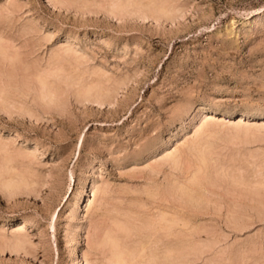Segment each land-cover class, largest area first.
<instances>
[{
    "label": "rangeland",
    "instance_id": "rangeland-1",
    "mask_svg": "<svg viewBox=\"0 0 264 264\" xmlns=\"http://www.w3.org/2000/svg\"><path fill=\"white\" fill-rule=\"evenodd\" d=\"M118 1L0 0V173L9 156L5 178L36 181L0 180V241H30L0 264H112L108 234L130 264H264V0Z\"/></svg>",
    "mask_w": 264,
    "mask_h": 264
},
{
    "label": "bare ground",
    "instance_id": "bare-ground-1",
    "mask_svg": "<svg viewBox=\"0 0 264 264\" xmlns=\"http://www.w3.org/2000/svg\"><path fill=\"white\" fill-rule=\"evenodd\" d=\"M49 3H53L52 1L53 0H47ZM85 1H87V0H84V2ZM88 1H90L91 2V0H88ZM110 1V0H109ZM114 1H117V0H114ZM126 1V0H125ZM133 1H135V5H138V4H136V0H132V3H133ZM139 1V0H138ZM142 1V0H141ZM157 1V0H156ZM164 1V3H165V0H163ZM63 2V1H62ZM78 2V1H77ZM82 2H83V0H82ZM81 2V3H82ZM128 2V1H127ZM152 2H153V0H152ZM161 2H162V0H161ZM166 2H168L167 0H166ZM86 4H87V2H85ZM104 3H105V1H104ZM151 3V2H150ZM171 3V2H170ZM83 4V3H82ZM85 4V5H86ZM89 4V3H88ZM92 4V3H91ZM90 4V5H91ZM102 4V3H101ZM107 4V3H106ZM129 4H131V3H126V2H123V1H118V2H114L113 3V6L115 7V8H121V7H123L124 9H126L125 7L126 6H128ZM143 4V3H142ZM153 4V3H152ZM156 4V3H155ZM163 4V3H162ZM110 5V4H109ZM108 5V6H109ZM161 5V4H160ZM165 5H166V3H165ZM168 5V4H167ZM170 5V4H169ZM106 6V5H105ZM112 6V7H113ZM139 6V5H138ZM158 6H159V4H158ZM157 6V7H158ZM164 6V5H163ZM130 7V6H129ZM140 8H138V11H140L139 9H141V6H139ZM166 7V6H165ZM168 7V6H167ZM131 8H132V6H131ZM134 8H136L135 6H134ZM160 8H162V7H160ZM175 8V7H174ZM111 9V8H110ZM113 10H117V9H114L113 8ZM164 11V7L161 9V11ZM172 10H174V9H172ZM119 11V10H118ZM153 11V10H152ZM144 12V11H143ZM143 12H141L142 14H143ZM147 13V12H146ZM170 15V14H169ZM1 41V40H0ZM2 42V41H1ZM0 42V43H1ZM3 46V45H2ZM61 51V50H60ZM5 52V51H4ZM17 53V52H16ZM58 53V52H57ZM18 54V53H17ZM59 54H61V53H58V57H59ZM77 54V53H76ZM55 55V54H54ZM57 56V55H56ZM56 56H54V57H56ZM66 56H68L67 54H66ZM76 56V55H75ZM72 58V57H71ZM74 60V59H73ZM58 61V63H60V60H57ZM54 64V63H53ZM55 67H57V65L56 66H54L53 67V69L55 68ZM58 68H59V70H60V66L58 65ZM58 68H56L57 70H58ZM55 69V70H56ZM54 70V71H55ZM56 70V71H57ZM53 70H49V71H47V73H49V72H52ZM61 71V70H60ZM43 72V71H42ZM45 72V71H44ZM97 73V72H96ZM39 74V73H38ZM41 74V73H40ZM39 74V75H40ZM51 74V73H50ZM53 74V73H52ZM78 74V73H77ZM43 75V74H42ZM47 75H49V74H47ZM50 76V75H49ZM45 78H46V74H45V76H44ZM74 77V76H73ZM73 77H72V80H73ZM59 78V77H58ZM98 78V77H97ZM38 79H39V77H38ZM47 79V78H46ZM62 79V78H61ZM79 80V79H78ZM78 80H76L77 81V83H78ZM100 80V79H99ZM40 84L43 86V88H42V90L43 89H46V90H43L42 91V93L44 94V96H45V94L46 95H54V91H52V90H50L49 88H48V86H47V82H46V80L43 78V77H40ZM101 81V80H100ZM64 82V81H63ZM94 83H96V82H94ZM102 84V83H101ZM98 85V84H97ZM94 86V85H93ZM83 87V86H82ZM81 87V88H82ZM88 87V86H87ZM50 88H52V87H50ZM85 88H86V86H85ZM89 88H91V86H89ZM4 89V88H3ZM84 88H82V90H83ZM94 89V88H93ZM100 89V88H99ZM5 90V89H4ZM80 90V89H79ZM91 90H92V88H91ZM3 91V90H2ZM46 91V92H45ZM84 91V90H83ZM86 92H87V94L89 95L90 93H88V92H90V89H87V90H85ZM80 92V91H79ZM109 92V91H108ZM3 94L4 95H6L5 94V92H3ZM3 94H1V97H3ZM10 94V93H9ZM7 95H8V91H7ZM109 95V94H108ZM86 96V95H85ZM9 97V96H8ZM45 97H47V96H45ZM6 98V97H5ZM50 98V97H49ZM47 99H48V97H47ZM46 99V100H47ZM5 100V99H4ZM3 100V101H4ZM6 100H7V98H6ZM44 100H45V98H44ZM49 100V99H48ZM50 100H52V99H50ZM49 100V101H50ZM60 101V100H59ZM53 102V101H52ZM51 102V103H52ZM3 103V102H2ZM203 114H205V116L207 117L208 116V113H206V112H204ZM204 118L202 117L201 118V120L202 121H204L203 120ZM202 121H201V123H202ZM200 122H199V124H201ZM206 124H208V123H206ZM235 124V123H234ZM233 124V125H234ZM239 124V123H238ZM236 125H237V123H236ZM228 126V125H227ZM248 127V126H247ZM249 127H251V126H249ZM249 127L248 128H246V127H244L245 128V130H247L248 129V131H249ZM214 130H216L215 129V127H214ZM213 131V129L210 127V124H208V125H200L196 130H195V132H194V134H195V137H193V140H192V142L194 143L193 144V146H191L190 144V146H191V151H192V149H193V151L194 150H198V152L199 153H196V154H198V157H199V160H200V162H202V163H206L207 162V164H208V161H209V159L207 158L208 156H207V153H206V150L209 148V145H208V143L207 142H204L203 140H204V138H203V140L202 139H200L202 136L201 135H205V133H211ZM247 131V132H248ZM251 131H253V130H251ZM214 132V131H213ZM246 132V133H247ZM248 134V133H247ZM227 135V134H226ZM201 136V137H200ZM244 136V135H243ZM205 137V136H204ZM239 137V136H238ZM248 137V136H247ZM233 138H235V137H233ZM237 139H239V138H237ZM246 139V138H245ZM205 140H206V137H205ZM209 142H211V141H209ZM3 143V142H2ZM188 143V142H187ZM189 143H190V140H189ZM212 143V142H211ZM183 144H185V145H187L186 143H183ZM208 145V146H207ZM1 146V145H0ZM188 146V145H187ZM179 147V146H178ZM177 147V149H176V151L174 152H171L169 155H168V157L167 158H169V161L171 160V162L173 161V162H175V163H177V166H178V163H180V154H182L181 152H182V148H181V150L179 149ZM181 147V146H180ZM5 149H7V148H5ZM4 149V150H5ZM13 149V148H12ZM9 150V149H8ZM209 150V149H208ZM207 150V151H208ZM211 150V149H210ZM209 150V151H210ZM3 151V150H2ZM178 151H180V153L178 152ZM186 151V150H185ZM194 152H196V151H194ZM169 153V152H168ZM185 153H187V152H185ZM193 153V152H192ZM210 153V152H209ZM8 154V153H7ZM23 154V153H22ZM214 154L215 153H213V156H214ZM184 155V154H183ZM182 155V156H183ZM190 155V154H189ZM193 156L195 155V154H192ZM200 155V156H199ZM217 155V154H216ZM215 155V156H216ZM20 156H22V155H20ZM181 156V157H182ZM191 156V155H190ZM197 156V155H196ZM5 157H6V155H5ZM167 158H165V159H167ZM214 158V157H213ZM14 158H10L9 156L6 158V160L4 159V161H5V163H2L1 165V168H2V170H3V168H4V170L3 171H1V173H0V180L2 179H5V181L3 182L4 184H5V186L6 187H9V189L8 188H6V189H8V190H10V188H12V187H16V186H18V185H20V184H22V183H24V185H26V188L28 187V188H34L35 187V184H36V181L35 182H33V180L31 181V180H29L30 178H27L26 176H22V174H21V176L19 175H17V176H10L9 178H5L6 177V174L7 173H10L12 170H13V166L10 164L11 162H14V160H13ZM180 159V160H179ZM198 159V158H197ZM211 159H212V156H211ZM1 160H3V159H1ZM13 160V161H12ZM199 160H198V163H199ZM186 161V160H185ZM217 161V160H216ZM166 162H167V160H166ZM170 162V163H171ZM172 162V163H173ZM188 161H186V163H187ZM22 163V162H21ZM170 164V165H174V164ZM195 163V162H194ZM201 164V163H200ZM207 164H205V165H207ZM180 165H181V163H180ZM195 166H197V164H195ZM200 166V165H199ZM219 166H220V164H219ZM198 167V166H197ZM196 167V168H197ZM207 167H208V165H207ZM216 167H217V164H216ZM225 167V166H224ZM229 167V166H228ZM227 167V168H228ZM26 168V167H25ZM190 168H192V167H190ZM189 168V169H190ZM195 168V169H196ZM202 168H205L204 167V164H203V167ZM220 168H222V167H220ZM194 169V168H193ZM197 169H199V168H197ZM19 170V169H18ZM200 171L198 172V173H201L202 171H201V169H199ZM203 170V169H202ZM221 170V169H220ZM227 170V169H226ZM229 170V169H228ZM189 171V170H188ZM198 170H196V172H197ZM204 171V170H203ZM219 171V170H218ZM223 171V170H222ZM191 172V171H190ZM195 171H192L191 172V175H192V173H194ZM195 172V174H196V176L198 175V173H196ZM216 172V171H215ZM231 172V171H230ZM230 172H228V174L230 173ZM31 174V173H30ZM194 174V175H195ZM227 174V173H226ZM240 174V173H239ZM27 175V174H26ZM194 175H192L191 176V180H192V182H194L193 184H195V180H196V183H199V181H201L199 178V181L197 180V179H194V178H192ZM199 175H201V174H199ZM231 175H235V173L234 174H232L231 173ZM220 176V175H219ZM229 176V175H228ZM237 176H239V175H237ZM230 177V176H229ZM233 177V176H232ZM241 177H243V176H241ZM197 178V177H196ZM208 178V177H207ZM212 178V177H211ZM245 178V177H244ZM247 179H248V176L246 177ZM245 178V180H247ZM194 179V180H193ZM231 179V178H230ZM239 179V178H238ZM191 180H190V182H191ZM235 181H237L236 180V178L234 179ZM234 180H233V182H234ZM198 181V182H197ZM210 181V180H209ZM227 181V180H226ZM232 181V180H231ZM242 182V180H239L238 182ZM244 181V180H243ZM212 182V181H211ZM2 183V182H1ZM217 183V182H216ZM214 184V183H213ZM212 184V185H213ZM241 184V183H240ZM184 185H186L185 183L183 184V186H182V189H183V191H185L186 192V195H191L190 193H192L193 195H194V191H193V189L191 188V189H187V190H192V191H190V193H187V191L184 189V188H186ZM215 185V184H214ZM186 186H188V184L186 185ZM244 186V185H243ZM246 186V185H245ZM249 186H251V185H248V188H249ZM21 187V186H20ZM14 188H12V189H14ZM17 188V187H16ZM36 188V187H35ZM244 189H245V187H243ZM253 188H254V186H253ZM164 190V189H163ZM162 190V191H163ZM237 190V189H236ZM250 190H252V189H250ZM254 190V189H253ZM255 190L257 191L258 189L257 188H255ZM259 190H260V188H259ZM258 190V191H259ZM36 191V190H35ZM169 191V190H168ZM182 191V192H183ZM212 191V190H211ZM232 191V190H231ZM260 192V191H259ZM184 193V192H183ZM258 193V192H257ZM95 194H96V192L94 191L93 192V197L95 196ZM186 195L184 196V197H186ZM188 195V197H190ZM204 196V195H203ZM250 196V195H249ZM258 196V195H257ZM188 197H186V198H188ZM193 197V196H192ZM192 197H190V201L192 200L191 198ZM200 197V196H199ZM252 197V196H251ZM194 199V201H196L197 200V198L198 197H193ZM254 198V197H253ZM198 199H200V198H198ZM204 199V198H203ZM188 200V199H187ZM192 200V201H193ZM198 201V200H197ZM200 201V200H199ZM94 202H95V200H93V198H89L88 199V201H87V206L89 207V209L92 207V206H94L93 204H94ZM184 202V201H183ZM237 202V201H236ZM195 203V202H194ZM203 203V202H202ZM222 207V206H221ZM234 210V209H233ZM231 211V210H230ZM167 212V211H166ZM165 212V213H166ZM169 212V211H168ZM170 212H172V211H170ZM169 214V213H168ZM166 215V214H163V216L162 217H160L161 216V214H160V216H159V218H157V220L159 219V221H157L156 220V224H158V223H162V222H164V223H166V225H161V226H163V228L162 229H164L165 228V231L167 230V233H169L171 236H172V234H174L173 232V230H175V228H174V226L175 225H177V221L179 222L181 219H177V218H175V216H177L178 217V215H176V214H173V216L174 217H171L172 216V214L170 213V215ZM130 215V214H129ZM167 216H169V217H167ZM231 216V215H230ZM236 216V215H235ZM132 217V216H131ZM130 218V217H129ZM149 219V218H148ZM230 219H232V218H230ZM230 219H229V221H230ZM116 220H117V218H116ZM115 220V221H116ZM127 220V219H126ZM118 221H120V219L118 220ZM146 221V220H145ZM184 221V220H183ZM30 220L28 219V220H25V223H27V224H30ZM122 222V221H121ZM142 222V221H141ZM32 223V222H31ZM123 223V222H122ZM187 223V222H186ZM231 223V222H230ZM123 224H125V223H123ZM155 224V225H156ZM26 225V224H25ZM127 225V224H126ZM137 225V224H136ZM147 225H148V223H147ZM146 225V226H147ZM114 226V225H113ZM124 226V225H123ZM188 226V225H187ZM116 227V226H115ZM152 227H153V225H152ZM176 227V226H175ZM126 228V227H125ZM129 228V227H128ZM144 228H145V225H144ZM143 228V229H144ZM245 228V227H244ZM142 229V228H141ZM140 230V229H139ZM113 231V230H112ZM122 231H124L123 229H122ZM141 231V230H140ZM176 231V230H175ZM115 232V231H114ZM156 232V231H155ZM76 233H78V230H76L75 231V234ZM154 233V232H153ZM127 234V233H126ZM146 234V233H145ZM168 234V235H169ZM175 235V234H174ZM116 236H118V235H116ZM4 237V236H3ZM13 237V238H12ZM10 239L11 240H9V241H3L4 243H6V244H11V245H13L14 247H17L18 249H25L26 247H28L29 245H30V241L28 240V238H27V235L25 234V233H21V232H18V233H15L14 234V236H12ZM108 240L109 241H111L112 242V244H113V246H114V248H113V250H112V255H111V258H112V264H130V262L132 261V259H133V256H132V253H130V254H128V253H126V251H124L123 250V248L119 245V242H118V240L112 235V234H108ZM118 238V237H117ZM121 238V236L119 237V239ZM125 239V238H124ZM105 240V239H104ZM139 241H141V240H139ZM155 241H156V239H155ZM162 241V240H161ZM2 241H0V243H3ZM136 243H137V241H136ZM139 243V242H138ZM122 244V243H121ZM101 245H102V243H101ZM132 245V244H131ZM152 245V244H151ZM150 245V246H151ZM82 246H83V242H82V239L80 238L79 240H78V242L76 241V243L73 245V246H71L70 248H69V250H68V252H67V254H66V256H65V259H67V260H70V261H75V260H77L78 258H80L79 256H80V252H81V248H82ZM98 246H99V244H98ZM112 246V247H113ZM147 246V245H146ZM170 246V245H169ZM175 246V245H174ZM104 247H106V246H104ZM103 247V248H104ZM150 248V247H149ZM154 248V247H153ZM168 248V247H167ZM175 248V247H174ZM146 248H145V246H143L142 245V247H141V251H143V250H145ZM136 250V249H135ZM157 250V249H156ZM177 250V249H176ZM167 251V250H166ZM132 252H135V251H132ZM140 252V251H139ZM139 252H138V254H139ZM144 252V251H143ZM158 252V251H157ZM163 252H165V251H163ZM173 252H174V249L173 248H169V250H168V253H169V256H168V258H169V262H171V261H173L174 262V260H172V258H173ZM153 253V252H152ZM162 253V252H161ZM134 254V253H133ZM141 254V253H140ZM164 254V253H163ZM159 255V254H158ZM166 255H168L167 253H166ZM135 257V256H134ZM152 257V256H151ZM156 257H157V255H156ZM109 258V257H108ZM165 258V257H164ZM171 258V259H170ZM156 259V258H155ZM157 260H159V259H157ZM148 261V260H147ZM153 262H154V260H153ZM173 262H171V264H173ZM175 263V262H174ZM86 264H90V261L88 260L87 261V263ZM105 264V263H104ZM109 264V263H108ZM136 264V263H135ZM140 264H142V263H140Z\"/></svg>",
    "mask_w": 264,
    "mask_h": 264
}]
</instances>
